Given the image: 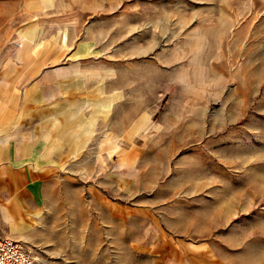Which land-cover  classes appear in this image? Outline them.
<instances>
[{"label":"crops","instance_id":"1","mask_svg":"<svg viewBox=\"0 0 264 264\" xmlns=\"http://www.w3.org/2000/svg\"><path fill=\"white\" fill-rule=\"evenodd\" d=\"M81 12L66 0H0V235L35 264L47 247L78 262L90 235L92 261L121 250L129 264H264L257 230L229 228L240 212L200 155L178 180H139L147 114L129 112L117 131L110 66ZM133 184L146 198L137 206L124 203Z\"/></svg>","mask_w":264,"mask_h":264},{"label":"rangeland","instance_id":"2","mask_svg":"<svg viewBox=\"0 0 264 264\" xmlns=\"http://www.w3.org/2000/svg\"><path fill=\"white\" fill-rule=\"evenodd\" d=\"M66 1L82 7V18L99 30L117 131L129 112L133 121L147 114L146 140L134 144L139 180L141 174L145 184L178 180L200 155L212 184L223 181V202L240 212L229 228L252 225L264 251V0ZM131 189L124 203L137 206L145 194L134 184ZM86 238L83 253L73 254L78 262L62 261L47 247L46 261L36 264L131 261L121 250L113 261L102 250L92 261L94 238Z\"/></svg>","mask_w":264,"mask_h":264},{"label":"built area","instance_id":"3","mask_svg":"<svg viewBox=\"0 0 264 264\" xmlns=\"http://www.w3.org/2000/svg\"><path fill=\"white\" fill-rule=\"evenodd\" d=\"M0 264H35V257L20 241L0 235Z\"/></svg>","mask_w":264,"mask_h":264}]
</instances>
